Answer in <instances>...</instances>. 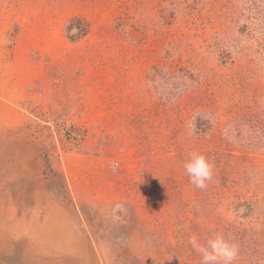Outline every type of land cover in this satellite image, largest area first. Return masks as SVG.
<instances>
[{
	"label": "rangeland",
	"instance_id": "374dc122",
	"mask_svg": "<svg viewBox=\"0 0 264 264\" xmlns=\"http://www.w3.org/2000/svg\"><path fill=\"white\" fill-rule=\"evenodd\" d=\"M215 233L264 264V0H0V264H200Z\"/></svg>",
	"mask_w": 264,
	"mask_h": 264
},
{
	"label": "clouds",
	"instance_id": "9594fccd",
	"mask_svg": "<svg viewBox=\"0 0 264 264\" xmlns=\"http://www.w3.org/2000/svg\"><path fill=\"white\" fill-rule=\"evenodd\" d=\"M75 31V30H73ZM184 170L190 183L198 189H205L213 179V166L205 155L198 151L188 154L184 162ZM122 208V205H117ZM192 248L200 254V264H234L239 255V246L226 239L222 233H215L201 243L195 236L189 238Z\"/></svg>",
	"mask_w": 264,
	"mask_h": 264
},
{
	"label": "trees",
	"instance_id": "16d2710c",
	"mask_svg": "<svg viewBox=\"0 0 264 264\" xmlns=\"http://www.w3.org/2000/svg\"><path fill=\"white\" fill-rule=\"evenodd\" d=\"M72 28L73 27H71V26H67V27H65V31L69 32V31L72 30ZM75 28H76L75 29L76 30L75 36H83L85 34V32H86V25H84V24H81L79 26H75ZM70 39L72 40L73 38L70 37Z\"/></svg>",
	"mask_w": 264,
	"mask_h": 264
}]
</instances>
